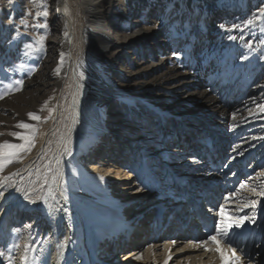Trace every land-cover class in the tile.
Wrapping results in <instances>:
<instances>
[{
  "label": "bare ground",
  "instance_id": "obj_1",
  "mask_svg": "<svg viewBox=\"0 0 264 264\" xmlns=\"http://www.w3.org/2000/svg\"><path fill=\"white\" fill-rule=\"evenodd\" d=\"M77 1H47L49 19L59 24L60 35L52 38L55 46H51L58 49L52 54L59 56L52 60L47 80L37 84V98L47 99L51 91L54 97L45 106L48 111L44 115L33 111L43 122L31 150L15 156L0 170L5 179L0 184L3 193L0 196V239L11 212L16 216L17 211H21L25 220L28 215L30 225L24 235L23 249L28 247V242L31 244V230L42 237L48 231L42 249L30 264H97L100 260H106L107 264H227L230 249H235L236 255L241 257V264H264V254L259 251L262 242L258 241V236L264 238V196L260 195L264 186H258L264 184V171L254 175L264 167V111L252 109L264 101V91L251 87L249 96L234 95V109L227 108L231 101L228 98L225 103L222 98L226 88L221 89L218 83H206L202 79L204 71H197L198 75L176 72L170 58L165 57L167 52L160 48L162 37L154 35L156 27L151 21H146L133 33L122 31L117 39L111 40L108 18L120 0H82L88 11L95 12L88 19L90 24L83 38L76 20ZM9 2L0 0V14L12 7ZM259 39L263 40L264 35ZM108 49L117 57L132 51V59L119 62L120 69L130 68L118 81L121 86L127 85L123 90L127 99L122 100L106 89L110 77L105 76L101 65H113L104 57ZM158 53L161 55L157 61ZM93 63L99 72L92 67ZM113 88L117 87H110ZM167 105L200 113L195 116L181 110L175 113L167 110ZM109 106L120 119L115 115L105 119L104 108ZM144 107L153 112L143 111ZM178 120L186 121L185 126ZM208 120L213 123L208 128L217 129L221 137L228 131L222 140L216 139L221 143L218 152L210 154V160L205 150L204 154L201 150L211 136L215 137L209 130H201ZM33 121L29 117L25 123L33 126ZM123 123L133 125L135 131L125 130L127 126L116 129ZM245 123L249 124V129L243 131ZM183 126V136L173 137L170 132ZM119 131L125 134L120 140L115 135ZM232 131L240 133L239 139L227 141ZM16 141L20 139L17 137ZM245 148L249 150L248 164L238 159L245 154ZM230 149L234 157L226 163ZM200 154L203 159L198 164L195 157L199 158ZM218 155L219 161L216 160ZM79 176L83 179L79 180ZM146 177L152 181L160 178L159 184L167 182L158 187H166L160 190L166 193H163L164 199L162 196L157 201L158 193L148 195ZM239 178L245 179V189L249 187L245 192L249 197H243L249 199L248 202L226 197L236 194L237 190L235 194L230 192ZM181 184H186L188 195L184 194ZM212 185H216L215 191L211 190ZM252 202L255 207L250 206ZM217 203H224V219L244 214L255 220L231 229L226 238L218 237L224 258L211 240L206 244L201 241L219 229L215 225L220 215ZM182 206L194 208L195 212L185 218L180 211L179 217L185 219H182L184 223L180 228L164 232L162 217ZM155 207L158 226L150 228L153 232L150 235L138 226L147 227L143 222L145 215ZM32 211H37L36 216L31 217ZM20 221L18 219L17 223ZM133 226L139 231L132 230ZM168 235L170 240L166 239ZM182 235L187 237L186 245L180 241ZM159 237H166L163 239L166 242L162 243ZM113 244L118 250L111 254ZM110 254L111 262L105 258Z\"/></svg>",
  "mask_w": 264,
  "mask_h": 264
},
{
  "label": "rangeland",
  "instance_id": "obj_2",
  "mask_svg": "<svg viewBox=\"0 0 264 264\" xmlns=\"http://www.w3.org/2000/svg\"><path fill=\"white\" fill-rule=\"evenodd\" d=\"M9 1L10 7H12L9 10L4 9L0 14V96L4 97L0 99V133H4L0 135V144L7 141L10 144L19 145L25 142L22 140L16 141L17 137L9 135V133L24 132V129L17 128L16 125L20 122L25 123L26 118H29L28 113H33V111H39L41 116L44 115L48 111L45 106L50 102V98L54 97L51 91L47 99L40 100L39 97L37 98V84L43 82L44 79L47 80L50 72L49 66L52 64V60L59 56L58 54H52L53 51L58 52V49L57 47L53 49L51 46L54 45L52 38L60 34L57 20L49 19L48 15L47 17L37 15V13L46 11L48 0H35L28 5L25 3L26 0ZM262 8H264V0H120L109 14L108 20L111 28L109 35L111 40H115L122 31L127 30L133 33L140 25L146 21H151V25L153 23L152 26L156 27L154 35L162 37L160 38L162 41L159 43L160 48L167 52L165 57L170 58V65L176 68V72L183 73L186 71L193 72L192 75H198L197 71H204L202 79H205L206 83H214V85L218 83L221 89L225 90L226 88L227 91L222 94V98L224 102L229 98L231 102L227 103V105H231L227 108L233 107L232 109H234V95L249 96L251 87L264 91V39H259L260 36L264 35V16L260 15V9ZM75 10L76 20L80 29H82L81 35L84 38L85 28L90 24L88 19L90 15H95V12L91 13L88 11L82 4V0L76 2ZM249 21L252 22L249 23ZM43 24H46L47 27L39 26ZM41 36L45 37L43 43L39 39ZM230 37H235V39H230ZM248 45H251V47H248ZM104 55L105 58H108L113 63L112 67L101 65L105 76L110 77L108 80L106 79L109 84L106 89H109L108 91L113 93V95L116 94L115 96L122 100L127 99L128 95L123 91L124 88H127V85L124 83L121 86L118 81L121 75L123 73L126 74L130 68L125 66L126 68L120 69L119 62H123V60L126 62L127 58L132 59V51L129 50L117 57L113 50L108 49ZM160 55V53L157 54V61ZM115 63H118V65H115ZM92 67L99 72L98 67L94 63ZM51 77H53V74ZM17 81H23V84H18ZM112 86L117 88L110 89ZM230 92L232 93L229 94ZM147 101L153 103L151 100ZM260 105H264V101L258 102L252 109L259 111L261 110ZM166 109L177 113L185 108L169 107L167 105ZM104 110L105 119H112L111 116L115 115L110 106L105 107ZM143 111H147V113L153 112L146 108ZM181 111L192 116H195L198 112L197 110L189 109ZM118 115H115L117 120L120 119ZM178 121H181L185 126L186 123L184 122L186 121ZM209 121L204 124L207 127L203 125L201 130L204 132L209 130L213 136L218 137L216 139L222 140L225 134L223 133L221 137L217 129L208 128L210 124L213 125ZM33 122L35 129L33 133L34 139L39 133L43 121L40 119ZM245 124L247 125L246 128H242L243 131L249 129V124ZM120 126L116 129L122 130L126 128L124 126H127L125 130H129L132 133L135 131V129L132 130L134 128L133 125L123 123ZM184 126L181 129H174L170 133L178 139L183 136ZM226 132L228 131L226 130ZM235 132L232 131L228 138L229 140L233 138L239 139L240 133L235 134ZM195 134H193L194 137H196ZM115 135L120 140L121 135L125 134L119 131ZM31 148L32 145L25 150L19 151L16 156L23 152H29ZM115 149L113 148V150ZM232 151L230 150L229 153ZM245 151V154H241L238 159L243 160L249 154L247 148H245ZM216 157V160L219 161V155ZM231 157L233 158L234 156ZM231 157L230 160L232 159ZM237 165L241 166L240 164ZM259 169L256 170L254 175L259 171H264V167ZM177 176L179 177V175ZM79 178V180L83 179L81 176ZM139 178L141 179V176ZM146 179L148 184L145 186H147L146 189L149 191L148 195L158 193L160 196H157V201L162 196L164 199V194L166 193L164 191L160 192V190H166V187L161 189L158 187L162 183L165 184L167 182L162 181L159 184L157 182H160V178L157 181L149 180L148 177ZM240 179L237 181V186L230 192L233 194L234 190H237L236 194L234 193V196L229 194L226 197L233 201L245 202L249 200L243 198L244 195L249 197L245 194V192H248L249 187L248 190L245 187H241L242 185L246 186L244 184L246 182L244 178L243 180ZM176 181L178 180L176 179ZM0 182V184L5 182L3 171L0 173ZM181 183H184V181ZM141 185H144L142 179ZM258 186H264V184ZM239 187L240 190H238ZM223 204H220L221 206L218 205L220 207L217 209L218 215L223 209ZM32 212L31 217L36 216L37 211ZM241 216L244 217L245 215L242 214ZM24 217L25 215L22 216L21 211H17L16 216L14 212H11L8 216L6 229L3 230V236L0 239V264H30L33 261L32 258L38 254L39 249H42L43 241H45L48 231H45V236L42 237L40 233L34 234L33 230L30 231L33 236L31 244L28 242V247L23 249V244H25L23 241L24 235L30 228L28 215L26 220ZM150 218H152V215H150ZM220 218L221 216L219 215V219L215 224L218 228H220ZM18 219H21L19 223H17ZM16 235L17 238H15ZM213 235H217L216 229ZM185 236L179 237L183 245L188 242ZM164 238L162 237L161 239L162 243L166 242V240H163ZM208 239L207 237L201 238V241L204 240L203 243H205L210 240ZM147 247L148 245L145 249ZM132 248L126 249V251ZM25 257L27 258L26 261ZM105 258L109 262L112 261V255H107Z\"/></svg>",
  "mask_w": 264,
  "mask_h": 264
},
{
  "label": "snow or ice",
  "instance_id": "obj_3",
  "mask_svg": "<svg viewBox=\"0 0 264 264\" xmlns=\"http://www.w3.org/2000/svg\"><path fill=\"white\" fill-rule=\"evenodd\" d=\"M37 15H43L44 17H47L48 12L43 11L42 13H37ZM260 15L264 16V8L260 9ZM252 21H249L251 23ZM40 27H47L46 24L39 25ZM223 27V25H221ZM40 42L43 43L45 37L41 36ZM230 39H235V37H230ZM248 47H251V45H248ZM18 84H23V81H17ZM3 96H0V99H3ZM261 111H264V105H260ZM28 116L33 120H40L41 117L38 116L36 113H28ZM17 128L26 130L25 132H11L9 135L18 137L20 140L24 141V144H10L7 141H5L3 144H0V170L4 167L5 163H10L12 159L17 155L19 151L25 150L26 148L30 147L33 143V133L35 131L34 127L27 124L20 122L16 125ZM4 133H0V135H3ZM243 187V185L241 186ZM261 196H264V192L260 193ZM0 196H3V193L0 192ZM25 198L27 197V194H25ZM32 203H35L33 200ZM251 207H255V202H252L250 205ZM221 216V222H220V228L217 230V235H213L209 237V239L217 245L216 250L221 252L222 258H224V252L221 249V239H218V237L226 238L229 235V232L231 229L235 228H241L244 226L245 221H248L250 223H254V217H235L230 218L228 220L224 219L225 211L224 209H221L220 211ZM30 227V225H29ZM207 242H205L206 244ZM18 247V246H17ZM25 257V261H26ZM227 264H241V257L236 255L235 249H230V256L226 258Z\"/></svg>",
  "mask_w": 264,
  "mask_h": 264
}]
</instances>
